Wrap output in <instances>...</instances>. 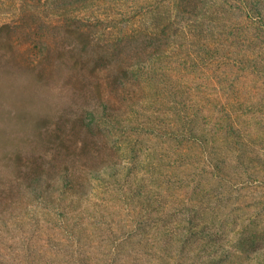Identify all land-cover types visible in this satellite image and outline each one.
<instances>
[{
	"label": "rangeland",
	"instance_id": "obj_1",
	"mask_svg": "<svg viewBox=\"0 0 264 264\" xmlns=\"http://www.w3.org/2000/svg\"><path fill=\"white\" fill-rule=\"evenodd\" d=\"M54 1L47 10L38 0L24 6L40 9L44 20L37 30L49 31L44 43L36 31L34 35V127L55 130L38 145L34 134L27 138L12 131L27 143L28 153H23L7 137L13 124L5 128L0 118V264H264L262 18L250 21L256 26L246 22L239 0H63L64 5L59 0L58 6L69 10L66 18L80 20L85 34L77 37L72 26L58 19L62 13ZM15 6L0 3V22L18 24ZM46 23L53 24L47 28ZM9 36L8 30L0 32V48L8 47ZM136 62L172 76L167 87L147 86L146 95L152 96L147 106L170 124L177 119L176 102L195 112V126L210 132L206 163L199 147L165 132L135 133L140 135L132 153L128 138L95 132L85 139L79 124L71 122L72 114L99 95L87 93V86L137 84L125 73ZM173 89L180 95L171 101ZM134 92L137 98L143 95L140 89ZM153 150L169 154L167 167L161 168L170 178L155 174L151 185ZM35 160L51 179L64 169L83 179L75 193L80 202L69 207V216L85 227L71 229L59 217L60 226L50 223L54 207L36 201L29 183L28 165ZM108 161L117 163L116 178L106 177L107 170L103 184L92 171L99 176ZM131 166L134 172L127 176ZM141 188L151 191V201L137 195ZM191 203L207 216L208 234L194 233L193 238L209 245V255L203 252L200 258L194 249L199 244L185 242L184 235L170 249L149 245L158 224L183 234L181 220ZM92 218L100 224L98 230L90 227ZM135 227L138 237L132 234Z\"/></svg>",
	"mask_w": 264,
	"mask_h": 264
},
{
	"label": "trees",
	"instance_id": "obj_2",
	"mask_svg": "<svg viewBox=\"0 0 264 264\" xmlns=\"http://www.w3.org/2000/svg\"><path fill=\"white\" fill-rule=\"evenodd\" d=\"M26 1L27 0H0V3L4 2V6L18 5L14 7V13L18 15V24L17 22H12L15 23L12 25L6 21L0 22V32L8 30L10 35L8 41H6L8 47L6 48L5 46L0 48V99L2 100V102H0V118L1 121H6L5 128L10 127L11 124H13L14 127L10 128L7 137L11 139V141H16V144L18 143V145H20L17 146L15 144L16 147H21L20 152L23 153H28L26 151L27 143L22 142L21 140L23 139H20V137L13 136L12 131L14 134L22 131V135L27 138L30 137L29 134H34V145H38L40 140L55 130L42 128V125L34 127V35L36 31L38 34L36 38L40 40V37H42L41 41L44 43V38L49 36V31L37 30L36 24L44 19L40 15V9L26 8L24 6ZM38 1L44 10H47L52 2H55L54 0ZM84 1L86 2L89 0ZM8 2L12 4H7ZM56 3L59 12L62 13L60 18L57 17L61 23H64L67 27L72 26V31L78 34L77 37L83 36L85 33L81 28L80 20H75V16H73L74 21H71L72 19L70 20V18H66L69 17V15H67L69 10L66 7L58 6L59 0H56ZM60 3L61 5L66 4L63 0H60ZM239 4H241L239 10L243 12L246 22L252 24L250 21H253L254 19L258 20V17H261L262 19L259 20L264 23V6H262L264 4L260 0H239ZM57 8L54 9L56 10ZM30 20H33L34 24L31 22L28 24L29 26L24 25L26 24V21ZM259 20L258 22L260 23ZM51 24L53 23H46L47 28L51 26ZM252 25L256 26L254 24ZM19 36L31 38L32 41L30 39L25 42ZM74 46L76 47V45ZM125 73L131 78L134 77L137 79V84L134 83L130 86H126L123 83L118 87L113 88L110 86L109 88V82L102 81L101 84L99 83L101 87H97L99 84L93 89L91 86H87V93H94L97 95L99 92L98 97H95L94 100L88 102L85 108L82 107V110L79 113H74L71 116V122L75 121L73 124H79V129L82 131L81 133L85 136V139L91 138L95 132L96 134L100 133L99 136L103 134L106 138L111 137V135L114 134L119 139L128 138L131 152L134 153L136 148V138L140 135L139 133H135L139 131L143 132V130L146 131L145 129L149 132L154 129L155 135H160L162 132H165L166 135L181 140L187 145L199 147L201 154L203 155V160H205L206 163L210 143V132L206 131L204 128L202 129L195 126V112H187L184 103L176 102L174 107L177 119L173 124H170L171 122L166 123L162 121L158 114L154 112L155 109L147 106L146 99L152 101L151 94L146 95V93L149 92L147 86L154 84L167 87L168 80L170 77L172 80V76L169 73H164L158 69H153L151 67L145 68L143 64L138 62L133 65L132 63L127 65ZM102 86H104V89ZM132 87L134 90H131ZM136 89H140V91L143 92L141 98H137L135 95L134 91H136ZM169 94L171 96V101L176 100L180 95L178 89L169 91ZM76 148H79V144L76 145ZM156 152L158 153V151L153 150L149 154V166L152 173H147L150 174L149 178L152 182L151 185L154 184L153 177L155 174L164 181H168L167 179L170 178L169 174H165L161 168L167 167V164L164 163V159L166 156L168 157L169 154L164 152L165 154L162 153L159 155L156 154ZM44 156L45 154L42 153L40 158L44 160ZM196 160L200 161L198 157ZM38 163L37 160H35L34 163L28 165V167L35 168L34 170L29 168L28 172L31 171L30 174H32V176L30 177H32L33 180L32 182H28L30 184L32 183V192L36 201L46 202L54 207V210L51 209L49 212V215L52 218L50 223L58 225V220L56 218L59 217V221H64L65 225L71 224L69 227L71 229L82 228L85 223L78 224V222L73 223L71 221L73 216H69V207L76 202H80L79 196H75V193L78 192L76 190L83 187L81 182L83 179H75L74 174L68 173V169L59 170L57 175L61 176H56L54 179H51L52 177L47 176L44 172L43 166ZM115 165H117V163H114L113 161L105 162L102 166H106L107 168L101 172L99 176L92 171L93 177L97 178V180L103 181V184H107L104 179L105 176H103L104 174L102 173L111 169V172L106 177L110 176L111 178H116V174L114 173ZM96 169L98 170V168H94L93 170ZM204 169L203 173H206L207 167L205 166ZM133 172V166H131L130 170L127 172V176L129 173ZM145 181L146 178L143 179V182ZM150 188L152 187L150 186ZM136 192L140 197H150L151 201V191H149L150 193L145 192L143 191V188H141V190H137ZM194 192L200 193L201 189ZM197 198H199V196H197ZM94 203L97 207L99 206L98 203ZM56 204L59 205L57 208ZM186 211V216L181 220V224L183 221L185 223L182 226L183 234L180 231H175L172 226L158 224L155 225L158 226L157 233L153 240L149 242V245L158 244L164 249H170V247L179 240L182 235L185 236V242H188L189 240L196 241V239L193 238L194 233L207 235L209 224L207 222V216H205V214L201 215V208L197 207L195 203H191L188 205ZM98 216L102 217L100 214H93L91 217L97 218ZM93 218L92 221H90V227L98 230L97 228H99L100 224H98ZM105 225L108 227L110 226V223L105 222ZM135 229L136 230L132 232L133 237H138L137 230L139 229L136 227ZM196 243L199 245L195 246L194 249L200 258L202 257L203 252L209 255V250H207V247H209L208 244L205 245V242L199 240H197ZM147 246L148 244L143 246V251H146ZM157 255L159 258L162 257L161 253L157 252Z\"/></svg>",
	"mask_w": 264,
	"mask_h": 264
}]
</instances>
